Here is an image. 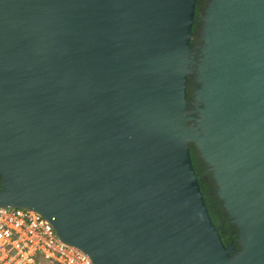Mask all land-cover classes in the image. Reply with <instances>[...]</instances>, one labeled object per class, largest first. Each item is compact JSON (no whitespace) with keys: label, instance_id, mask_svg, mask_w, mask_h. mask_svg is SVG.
Instances as JSON below:
<instances>
[{"label":"water","instance_id":"95a60500","mask_svg":"<svg viewBox=\"0 0 264 264\" xmlns=\"http://www.w3.org/2000/svg\"><path fill=\"white\" fill-rule=\"evenodd\" d=\"M0 205L92 264H264V0H0Z\"/></svg>","mask_w":264,"mask_h":264},{"label":"built area","instance_id":"2783aa9c","mask_svg":"<svg viewBox=\"0 0 264 264\" xmlns=\"http://www.w3.org/2000/svg\"><path fill=\"white\" fill-rule=\"evenodd\" d=\"M0 264H92L37 212L0 205Z\"/></svg>","mask_w":264,"mask_h":264},{"label":"flooded vegetation","instance_id":"af4514ba","mask_svg":"<svg viewBox=\"0 0 264 264\" xmlns=\"http://www.w3.org/2000/svg\"><path fill=\"white\" fill-rule=\"evenodd\" d=\"M204 0H196V7L201 6L203 4ZM193 150L191 147L189 151ZM193 168L198 175V184L201 179L205 180L208 179V185L206 186V189L200 187V190L202 192L205 204L207 206V210L209 212V215L211 217V220L213 224L218 228L219 235L221 237V240L223 243H227L228 241H232L235 239V233L234 228L231 227L228 222L227 218L223 215L222 209L220 208L218 204V200L214 194L213 191V183L210 181L211 177L208 172L204 171L203 165L199 158L194 157L192 160ZM207 193V197H205V194ZM214 217V219H213Z\"/></svg>","mask_w":264,"mask_h":264},{"label":"trees","instance_id":"16d2710c","mask_svg":"<svg viewBox=\"0 0 264 264\" xmlns=\"http://www.w3.org/2000/svg\"><path fill=\"white\" fill-rule=\"evenodd\" d=\"M197 16V11H195V17ZM197 27H199V23H195L194 25H193V27H192V29H196ZM189 90L187 89V92H188ZM190 156H191V160H193L194 159V157H195V153H194V151L193 150H191L190 151ZM199 185H200V187L202 186V188H204V190L206 189V184H205V182L203 181V179H201L200 181H199ZM205 194V197H207V193H204ZM213 219H214V217H213Z\"/></svg>","mask_w":264,"mask_h":264},{"label":"rangeland","instance_id":"374dc122","mask_svg":"<svg viewBox=\"0 0 264 264\" xmlns=\"http://www.w3.org/2000/svg\"><path fill=\"white\" fill-rule=\"evenodd\" d=\"M205 181H206L205 184L208 185V179H206Z\"/></svg>","mask_w":264,"mask_h":264}]
</instances>
